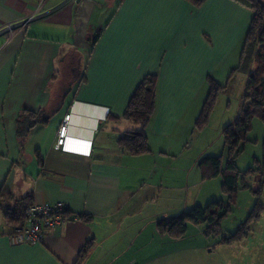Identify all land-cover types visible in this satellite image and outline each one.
I'll list each match as a JSON object with an SVG mask.
<instances>
[{
  "label": "crops",
  "instance_id": "1",
  "mask_svg": "<svg viewBox=\"0 0 264 264\" xmlns=\"http://www.w3.org/2000/svg\"><path fill=\"white\" fill-rule=\"evenodd\" d=\"M39 9V0H0V29ZM40 11L41 18L9 39L0 37V196L63 203L67 211L42 243L14 246L0 209V264H76L90 241L81 264H173L177 241L167 254L161 246L150 251L148 221H137L136 213L150 206L149 180L161 175L162 161L175 160L186 144L190 131L183 122L197 121L208 78L224 83L238 66L252 11L236 0H206L200 7L187 0H48ZM151 74L158 76L147 128L151 153L130 156L117 140L139 127L123 114ZM41 114L47 123L20 137L22 117ZM69 114V135L93 140L90 157L55 150ZM133 175L147 181L141 198L132 190ZM153 187L164 189L162 181ZM250 197L264 205V191ZM261 220L264 212L252 227ZM256 229L238 243L260 264L264 243L254 244L264 235ZM152 239L171 240L157 226Z\"/></svg>",
  "mask_w": 264,
  "mask_h": 264
},
{
  "label": "trees",
  "instance_id": "2",
  "mask_svg": "<svg viewBox=\"0 0 264 264\" xmlns=\"http://www.w3.org/2000/svg\"><path fill=\"white\" fill-rule=\"evenodd\" d=\"M187 1L194 7H200L206 0ZM236 1L253 13L250 29L245 36L240 53L239 64L232 72L247 75L249 82L245 101L248 103L250 100V103L247 106L243 105L237 121L223 132L227 154L226 161L224 156L210 157L201 164V169H208L203 173V179L223 176L222 192L226 199L213 201L206 207L197 205L192 210L183 212L177 217L159 220L157 230L161 237L168 236L171 239H182L187 235L190 226H205L204 234L207 238L222 236V222L232 214L233 204L238 193L242 190H249L258 198L264 191V143L261 161H256L254 166L248 168L244 173H241L236 165V160L244 151L243 146L247 142L248 134L251 131L253 117L259 116L264 120V89L261 85L264 83V4L258 0ZM76 61L78 63V59H73L72 63H76ZM208 84L210 93L199 118H197L196 127L198 129H202L208 124L210 114L214 110L212 105L214 99L219 92L227 89L221 87L220 83L213 78H208ZM157 88L158 76L153 74L146 76L136 88L123 114V119L139 127L137 130L125 133L117 140L118 147L130 156H142L151 153L147 128L155 112ZM47 121L48 117L43 114L38 116L24 115L19 122L20 137L27 136L34 127L40 123H47ZM224 161L226 163L225 169ZM255 175L259 177V188L257 190H253L247 184V179ZM5 199L7 200L5 201ZM31 199V196H28L26 199L15 202L10 195L0 196V209L4 222L13 229L10 236L24 227L27 220V211L35 204ZM263 212L264 205L258 199L241 228L229 237L224 236L219 243L231 245L246 239L250 224L260 219ZM92 245V241L85 245L76 264L82 263L81 261L87 256Z\"/></svg>",
  "mask_w": 264,
  "mask_h": 264
},
{
  "label": "rangeland",
  "instance_id": "3",
  "mask_svg": "<svg viewBox=\"0 0 264 264\" xmlns=\"http://www.w3.org/2000/svg\"><path fill=\"white\" fill-rule=\"evenodd\" d=\"M64 67L69 66L65 64ZM231 77V79L225 78V82L220 84L221 87L227 89L219 92L214 99L212 103L214 110L210 114L206 126L198 129L196 122L188 127L187 122H183L184 128L190 131L186 144L182 148L176 149L175 160L162 161L163 172L161 175L155 180H149L150 206L143 212L139 210L136 213L135 219L137 221H148L146 226L150 236V251L157 246H161L162 248H159V251L163 250L167 254L169 253L167 249L173 244L172 240L177 241L175 242L176 259L173 264H225L227 262L231 264H254V253L247 248L248 245L245 247V244L233 243L232 246H223L219 243L224 236L229 237V235L237 232L252 212L255 203L251 202L250 196H253V194L250 191L242 192L245 191L242 190L236 196L232 214L222 222V236L207 238L204 234L205 226H190L187 235L182 239H160V241L152 239L153 231L159 220L177 217L183 212L192 210L197 205L206 207L213 201L226 199L222 192L223 176L203 179V173L208 169H201V164L210 157H221L223 154L226 157L223 132L237 121L243 105L247 106L250 103V100L248 103L245 101L249 82L247 75L236 72L232 73ZM261 85L264 89V83ZM209 93L210 91L206 100L202 102L201 111L209 97ZM263 143L264 120L259 116H254L247 142L243 146L244 151L236 160L237 168L241 173H244L248 168H252L256 161H261ZM225 161L224 169L226 168ZM140 176L133 175L132 179V182H134L132 190L138 198H141L145 193V189L143 192H139L146 181L144 177L142 176L143 181H140V179L138 185L135 182L136 178ZM258 178L257 176L249 177L247 184L257 190L259 188ZM157 181L163 182V190H156L153 187V184ZM256 227H252L250 224L249 233L251 229H256V235H264L261 234V229L258 230L264 228V220L258 222ZM205 241L207 246L203 247ZM263 243L264 241L261 240L260 243L256 242L254 245L262 247ZM260 252L262 251L259 250L258 253ZM260 261V264H264V258Z\"/></svg>",
  "mask_w": 264,
  "mask_h": 264
},
{
  "label": "built area",
  "instance_id": "4",
  "mask_svg": "<svg viewBox=\"0 0 264 264\" xmlns=\"http://www.w3.org/2000/svg\"><path fill=\"white\" fill-rule=\"evenodd\" d=\"M48 0H39L40 9L32 14L29 18L20 22L9 23L0 29V37L9 39L20 29L30 24L33 20L41 18L39 12L43 10ZM72 116L69 114L65 117L63 124L59 130L58 140L55 150L64 154H72L84 157H90L92 153L93 140H82L73 138L69 135V126ZM88 152L79 153L80 149H87ZM76 149V150H75ZM67 206L63 203L51 204H34L27 211V220L24 227L18 229L14 235L10 237L14 246L23 244L36 245L42 243L44 235L48 231H52L63 223Z\"/></svg>",
  "mask_w": 264,
  "mask_h": 264
},
{
  "label": "bare ground",
  "instance_id": "5",
  "mask_svg": "<svg viewBox=\"0 0 264 264\" xmlns=\"http://www.w3.org/2000/svg\"><path fill=\"white\" fill-rule=\"evenodd\" d=\"M75 150H76V149H75ZM87 152H88V148H87V149H80V150H79V153H80V154H81V153H85V154H86Z\"/></svg>",
  "mask_w": 264,
  "mask_h": 264
}]
</instances>
